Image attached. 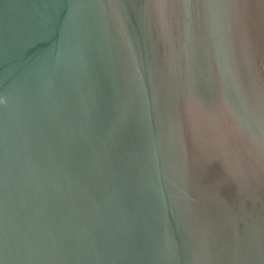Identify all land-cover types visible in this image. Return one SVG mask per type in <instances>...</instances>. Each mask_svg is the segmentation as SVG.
Returning <instances> with one entry per match:
<instances>
[{"label": "water", "instance_id": "95a60500", "mask_svg": "<svg viewBox=\"0 0 264 264\" xmlns=\"http://www.w3.org/2000/svg\"><path fill=\"white\" fill-rule=\"evenodd\" d=\"M0 264H264V0H0Z\"/></svg>", "mask_w": 264, "mask_h": 264}]
</instances>
